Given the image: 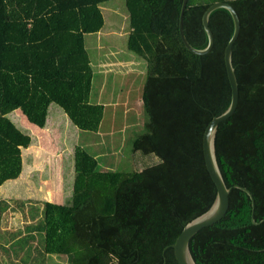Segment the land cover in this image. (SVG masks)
<instances>
[{"label": "trees", "instance_id": "1", "mask_svg": "<svg viewBox=\"0 0 264 264\" xmlns=\"http://www.w3.org/2000/svg\"><path fill=\"white\" fill-rule=\"evenodd\" d=\"M107 1L0 0V185L20 175L21 149L31 142L10 112L19 109L43 127L55 103L78 129H98L102 106L88 103L92 69L84 35L101 29L100 5ZM123 1L125 48L146 66L145 118L131 151L149 162L130 171L82 170L89 156L76 149L69 202L42 201L38 222L27 227L36 232L27 250L36 254L33 263L47 254L64 256L66 264H178L172 243L215 198L202 134L230 102L223 52L231 15L224 8L209 13L214 43L197 55L179 36L182 0ZM216 1L229 3L240 20L231 53L238 104L214 136L229 203L188 248L195 264H264V0H187L183 31L194 48L207 45L201 16Z\"/></svg>", "mask_w": 264, "mask_h": 264}, {"label": "rangeland", "instance_id": "2", "mask_svg": "<svg viewBox=\"0 0 264 264\" xmlns=\"http://www.w3.org/2000/svg\"><path fill=\"white\" fill-rule=\"evenodd\" d=\"M100 8L104 20L103 26L101 27L102 31H104V33L112 31L113 33L109 34L108 37L112 38L113 41L111 43L107 40H103L101 47L94 53L95 49L92 45L94 44L95 33L85 34L84 47L90 58L95 54L96 57L100 58L98 62H105L109 65L108 67L94 66L95 70H105L103 73L101 71L100 75L106 74V84H110V87L111 85H118L117 87L122 89V93L119 94L128 96L130 97V100H133L134 96H138L141 93L145 80L146 66L145 61L142 58L125 48L126 36H118L116 34L118 31L128 29V21L126 18L127 12L124 1H107L102 3ZM93 77L94 80H92V85L93 88L96 89L98 76L94 74ZM118 96L116 98H118ZM53 105L54 107H57L61 114L58 116V119L63 130V143H65V146L63 151H61L59 150L60 148H58V145L50 143L49 146L52 149H49L48 146L49 150H45L44 152L39 151L38 154H36V157H33V164L35 167H40L37 166V162H39L42 168L38 169L46 174L42 175L44 178L40 177V179H38L41 184L38 185L40 189L45 188V190H42L45 191V193H48V196H44L45 198L47 197L51 199L53 194L52 191L57 188L55 185L57 182L54 180L56 177H60V179L57 180L61 184L63 190H69V196L71 195L72 181L75 172L76 149H81L80 151H83L90 158L93 157L92 160L95 162V164L92 165V162L88 157L80 168L82 170H85L86 168H97L100 170L110 168L112 170L130 171L133 168H141L144 162H149V160L144 161L135 154L132 155L131 151V140L142 131V122L145 118L142 108L136 110L135 107H133L134 111L129 110V113L127 114L124 113L125 108L121 105L117 106L115 109V119L113 121H111L113 118L109 117V109H106L102 120V126L98 127L99 129L96 131H91L82 130L81 128L78 129L64 114L62 108L60 109L56 104ZM49 111L48 118L51 114H54V110L49 109ZM8 117L20 130L22 127L19 126L22 125L18 121L19 117L24 119V123L25 121L26 123H29L23 118L19 109L10 112ZM66 142L68 144L67 146ZM36 145L37 144H35V146ZM36 147L42 148L39 146ZM49 151L53 153V156L50 155ZM57 152L60 154V157L56 156ZM25 155L26 154H24V156ZM62 159L64 160L62 161ZM26 168L27 165L24 164V173L22 175L20 173L16 179L8 180L4 183L5 186H9L13 181L12 189L13 191L14 189L18 190L20 200L24 199L27 195L24 196L25 189L30 188L31 185V187H33V184L28 182L34 179V176H30L27 179L23 177L26 174ZM60 173H62L63 176H61ZM70 173L72 177L71 179L68 178L70 177ZM65 174L67 176H65ZM29 200H32V198H29ZM55 259L63 262L66 261L64 256H56ZM52 261L55 260L52 258Z\"/></svg>", "mask_w": 264, "mask_h": 264}, {"label": "crops", "instance_id": "3", "mask_svg": "<svg viewBox=\"0 0 264 264\" xmlns=\"http://www.w3.org/2000/svg\"><path fill=\"white\" fill-rule=\"evenodd\" d=\"M111 33L113 32L110 31L104 33V31H102V28L97 32H95V40H94V44L92 45L93 48L95 49L94 53L101 47L102 45L101 43L103 40L104 41L107 40L112 43L113 39L108 37L109 34ZM127 33L128 30L126 29V30L118 31L116 34L118 36H126ZM89 59H90V66L92 69V78H91V86L88 94V103L95 105L99 104L102 106V117L98 127L102 126V120L106 109H109V117L113 118L111 119V121H113L115 119V115H116L115 109L117 106L121 105L123 108H125L124 113L127 114L129 113V110L131 111L133 110V107H135L136 110L142 108L141 107L142 102L140 96L141 93L138 96L137 95L134 96L133 100H130V97L128 96L120 95L119 93H122L121 92L122 89L120 87H117L118 85H113V86L111 85L110 87V84H106L107 82L106 74L100 75V72L102 70L94 69L95 65L98 67L99 66L108 67L109 65H107L105 62H98L100 58L96 57L95 54H93L91 58L89 57ZM104 71H102V73ZM94 74L98 76V83L96 89H94L92 85V80H94L93 77ZM117 96L118 98H116ZM53 104L55 103H50L48 105L46 121L43 127H38L30 122L26 123V121L24 123L23 121L24 119L20 117L18 118L19 123L22 125L19 126L22 127L21 131H24L26 134H28L31 139L30 144L26 148L21 149V157H22L21 175L24 173L23 169L25 164L27 165V168H26V174L23 177L27 179L30 176L32 177L34 176V179L28 182V183H32L33 187H31L32 186L31 185L30 188L25 189L24 196L26 194L27 195L22 200L19 199L18 190L14 189L13 191L12 189L13 181L9 186L4 185V183L7 182L8 180L0 185V264H59V263L66 264V261L63 262L55 259L56 255H47V254L42 256V259L39 257L38 263L37 262L33 263L36 257L34 250L31 253H27L28 247L29 246L34 247L37 243L36 232L31 227L33 224H36L40 218V208L42 205V201L49 200V201L65 204L68 203L70 199L69 196L70 191L69 190L64 191L61 184L57 180L60 179V177H56L54 179L55 182H57L55 184L57 188L52 191L53 194L51 196V199L47 197L45 198L44 196H48V193H45V191H43L45 190V188H42L43 190L40 189V187L38 186L40 184L38 179H40V177H43L42 176L43 174L44 175L46 174L45 172L38 169V168H42L39 162H37L38 163L37 166L40 167H35V165L33 164V159H34L33 157H36V154H38L39 151L44 152L45 150L52 149L49 146L50 143H55L56 145H58V148H60L59 150L61 151H63L64 149L65 143H63V130L59 124V119H58V116H60L61 114L59 113L57 107H54ZM59 108L61 109V107ZM49 109L54 110V114H51L50 117L48 118L50 112ZM35 144H37L36 146L42 147L43 149L37 148ZM67 145L68 144L66 142V146ZM49 152L50 155L53 156V153L51 151ZM58 152L56 153L57 157L60 155ZM24 154L26 155L24 156ZM63 160L64 159H62V161ZM60 175L63 176L62 173H60ZM65 176L67 175L65 174ZM69 176L70 177L68 178L71 179L72 178L71 173ZM29 198H32V200H29ZM36 208L38 209L36 210ZM37 211L39 213L38 215H37ZM28 226H31L29 231L27 228ZM52 258L55 261H52Z\"/></svg>", "mask_w": 264, "mask_h": 264}, {"label": "water", "instance_id": "4", "mask_svg": "<svg viewBox=\"0 0 264 264\" xmlns=\"http://www.w3.org/2000/svg\"><path fill=\"white\" fill-rule=\"evenodd\" d=\"M186 1L187 0H182L181 3V9L178 19V31L183 45L191 53L197 55H203L208 53L213 46L214 38L208 24V15L211 11L217 8H224L228 10V12L230 13L233 22V32L230 39L226 43L223 52L225 72L230 86V102L228 107L221 114L211 118V120L205 126L202 134L203 160L205 163L206 170L216 188L215 198L212 204L210 205V207L205 212L193 218L183 226L180 233L177 235V237L175 238L174 242L171 245L175 259L178 262V264H195L188 248L190 239L201 228L209 226L220 220L225 215L229 203L228 195L230 192V188L226 187L215 159L214 136L218 124L224 120H227L234 113L238 104V97H239L238 85L231 62V53H232V46L239 35L240 20L238 14L229 3L223 1H216L210 4L208 7H206V9L203 11L201 16V23L208 39L207 45L203 49L194 48L187 41L183 31L182 16L186 5ZM241 188L251 197L250 192L245 187H241Z\"/></svg>", "mask_w": 264, "mask_h": 264}]
</instances>
